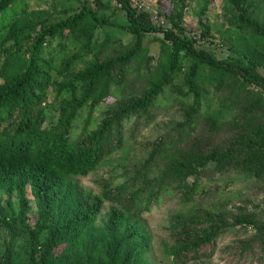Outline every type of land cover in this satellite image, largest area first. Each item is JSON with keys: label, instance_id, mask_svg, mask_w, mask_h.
I'll return each mask as SVG.
<instances>
[{"label": "trees", "instance_id": "trees-1", "mask_svg": "<svg viewBox=\"0 0 264 264\" xmlns=\"http://www.w3.org/2000/svg\"><path fill=\"white\" fill-rule=\"evenodd\" d=\"M108 1L125 12L126 23L117 26L132 38L116 55H104L112 39L108 37L104 41L99 31L116 23L87 3L79 11L57 20L24 22L0 43V227L11 235V244L0 257V264L58 261L68 264L65 258L76 253L71 250L75 238L94 227L95 216L103 205V200L98 198L78 214L63 213L62 201L71 187L70 177L88 174L109 163L114 151L118 147L123 149L142 124L154 120L155 111L165 104L162 98L165 87L185 69L184 96L192 97V105L185 111V120L179 123L181 137L161 138L154 154L134 173L125 165L122 182L110 186L105 197L121 204L123 210L141 211L149 209L152 202H161L166 194L181 190L185 184L189 188L182 198L192 200L201 183L202 171L209 166L218 169L233 166L264 174V129L258 132L263 136L258 144L231 142L207 158L198 153L197 141L189 148L181 146L202 116L203 89L214 86L218 92L227 90L235 109L248 102H241L244 93L254 96L245 83L254 79V67L217 58L198 48L197 40L187 36L177 21L172 20L171 27L151 22L146 13L139 11L136 0ZM231 1L237 6L241 4V0ZM27 9L26 0H0V31ZM252 30L253 27H247L245 35L254 36ZM158 32L162 34L161 55L169 52L166 60L153 56L145 44L148 33ZM78 64L83 67L76 71ZM142 65L151 79L144 92L124 104L119 102L112 114L102 119L96 117L94 112L102 103L124 94L130 72L141 70ZM232 72L244 79L226 85ZM55 74L64 77L63 81H57ZM52 85L57 91L51 102L55 105L49 107ZM261 88L264 92V83ZM86 107L90 113L85 117ZM262 117L264 108L255 104L240 116L233 115L231 121L240 132ZM206 119L213 124L217 116L212 113ZM186 149L192 155L178 159L177 155ZM162 166V171L155 174ZM29 187L38 205L32 223ZM249 221L241 219L236 223L251 224ZM228 226L233 227L217 223L204 228L184 251L176 253L177 260L184 261L183 256L189 252L202 255L201 249L214 243ZM257 230L258 238H263L264 224L257 226ZM17 240L27 244L24 251H31L30 261L19 259ZM140 240L135 236L129 243L115 242L106 250L107 257H97L91 263L78 260L77 264H126L124 259L118 262L120 255L144 254Z\"/></svg>", "mask_w": 264, "mask_h": 264}, {"label": "rangeland", "instance_id": "rangeland-1", "mask_svg": "<svg viewBox=\"0 0 264 264\" xmlns=\"http://www.w3.org/2000/svg\"><path fill=\"white\" fill-rule=\"evenodd\" d=\"M26 1L27 12L19 14L0 31V43L14 27L24 22L37 19L57 20L79 11L85 3L93 6L98 14L106 15L116 23L99 30L104 41L108 37L112 39L104 55H116L132 41L128 32L117 26L126 23L125 12L115 8L116 4H111L108 0ZM136 4L139 11L146 13L150 21L157 25L171 27V21H177L187 36L197 40L198 48L208 50L217 58L253 66L255 69L254 79L245 81L254 96L244 93L241 102H248L237 105L235 109L227 97V90L218 92L214 86L203 89L202 116L195 127L190 129V136L181 142V146L190 147V144L197 141L195 145H198V153L207 158L231 142L258 144L263 137L258 132L264 129V117L259 118V121H252L240 132L231 120L233 115L240 116L255 104L264 108V92L261 88L264 83V0H241L239 6L231 0H136ZM247 27H253L252 35L255 37L245 35ZM161 38L162 34L159 32L148 33L145 44L150 47L153 56H161L166 60L169 52L161 55ZM253 38H257V41H253ZM223 42L232 47L223 45ZM142 66L141 70L130 72V81L120 98L116 100L110 97L95 110L96 117L102 119L112 114L119 102L124 104L128 99L144 92L151 79L146 66ZM82 67V64H78L76 71ZM185 72L186 69L165 87L162 93L165 104L155 111L154 120L142 124L137 129L136 136L125 142L123 149L118 147L114 151L108 159L109 163L88 174L70 177L71 187L67 189L62 201L63 213L78 214L98 198L103 200V205L95 216L94 227L75 238V245H72L71 250L76 253L65 258L68 264H77L78 260L91 263L97 257H107L106 250L113 247V243H129L135 236L141 239L140 242L145 247L144 254H122L118 257V262L124 259L126 264H264V237L258 238L257 230V226L264 224V174L233 166L225 169L209 166L202 171L201 183L192 200L182 198L189 188L185 184L181 190L166 194L161 202H152L149 209L141 211L123 210L121 204H115V201L105 197L110 186L115 187L122 182L121 174L125 165L134 173L154 154L161 138L181 137L183 132L179 123L185 120V111L192 105V97L184 96L187 91ZM208 75L212 76L213 73ZM54 78L57 81L64 79L58 74ZM243 79L239 73L232 72L226 85L231 86ZM56 91V87L52 85L49 107L55 105V102H51L54 101ZM85 111L86 117L90 112L87 107ZM212 113L217 116V121L213 124L206 119ZM191 155L192 152L186 149L177 156L182 159ZM162 168L163 166L155 174L160 173ZM191 181L192 179L189 183ZM27 193L31 207L29 221L32 223L37 216L38 205L32 188L29 187ZM13 200L17 206L18 196L15 195ZM241 219H249L251 224L236 223ZM217 223L233 227H225L214 243L201 249L202 255L189 252L183 256L184 261L177 260L178 251H184L204 228ZM10 242L11 235L0 227V257L7 252ZM15 244L19 259L30 261L31 251H24L27 244L22 240H17ZM56 264L64 263L58 261Z\"/></svg>", "mask_w": 264, "mask_h": 264}]
</instances>
